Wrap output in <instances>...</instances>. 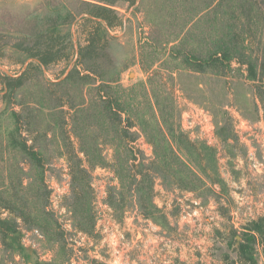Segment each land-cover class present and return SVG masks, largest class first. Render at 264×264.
Here are the masks:
<instances>
[{"label":"rangeland","instance_id":"rangeland-1","mask_svg":"<svg viewBox=\"0 0 264 264\" xmlns=\"http://www.w3.org/2000/svg\"><path fill=\"white\" fill-rule=\"evenodd\" d=\"M83 1L95 2L0 0V47L6 50L0 76L17 78L37 63L17 64L23 56L10 46L45 28L56 13L64 16L61 23L70 14L64 32H70L75 50L83 46ZM220 1L119 3L114 9L123 25L109 30L113 40L107 50L113 64L103 59L95 66L96 75L68 81L77 57L69 65L41 67L7 102L0 85V210L3 218L19 220L25 248L21 255L0 240V264H236L230 228L240 229L264 215V105L245 68L236 63L221 71H191L192 10L208 8L203 20H230L228 1L218 8ZM252 4L258 44L264 39V0H247V7ZM248 10L242 7L236 17L247 20ZM258 47L256 53L263 56ZM114 78L119 91L111 95L127 104L132 120L144 130H131L141 132L136 144L132 137L115 140V124L99 115L97 106L106 107L108 90L98 88ZM14 112L20 118L17 127ZM180 132L197 144L191 165L203 169L205 185L193 187V175L191 192L157 181L159 209L148 219L131 203V191H125V203L109 207L108 189L119 187V180L131 181L136 172L128 162L133 154L141 149L152 156L146 134L160 138ZM24 143L38 154L40 164L22 152ZM121 161L124 169L117 176L114 168ZM172 168L180 169L176 163ZM73 187L80 194L77 204ZM86 213L91 217L84 225L88 233L77 232ZM256 258L261 264V249Z\"/></svg>","mask_w":264,"mask_h":264},{"label":"trees","instance_id":"trees-1","mask_svg":"<svg viewBox=\"0 0 264 264\" xmlns=\"http://www.w3.org/2000/svg\"><path fill=\"white\" fill-rule=\"evenodd\" d=\"M137 1L95 0L94 3L81 2L83 9L80 14V27L81 34L84 37V45L78 46V50L74 49L70 32H64V27L71 24L67 22L70 20L69 13L65 15L66 17L62 23L60 21L64 16L56 13L57 16H54L53 19L48 18L50 20H46L45 28H40L35 34L25 35L17 44L10 46V50L23 56V58L19 57L17 64L22 65L27 60H35L37 63H30L26 70L17 78L0 76V85L2 86V92L5 94L4 101L7 102L10 95L23 87L31 71L41 72V67L47 68L52 64L61 62H66L69 65L77 57L74 67L66 77L68 81L76 75L82 80L96 75L95 66L103 59L105 62L113 64V60H111L107 51L109 43L113 40L109 35V30L122 27L123 25L122 17L114 8L119 3L133 6ZM226 1L229 3L227 14L231 16L230 20H203L204 13H208L210 10L208 11V8L203 10L197 7L193 8L192 13L195 18L191 20V71L195 73H204L207 69L221 71L231 68L236 63L238 66L245 68L248 73V79L258 89L256 96L264 105V55L261 56L256 53V45H261L258 50L263 51L264 54V39H261L256 44V40L253 37L255 26L253 18H251V12L255 10V7L253 4L250 6L251 8L247 7V0H221L217 7L219 8ZM242 7L249 9L245 16L247 20L244 21L236 17L237 11H241ZM238 20L242 21L240 27ZM243 35L246 36L243 37ZM3 49L0 47V59L6 55V50L3 52ZM199 49H203V52H200ZM118 83L119 80L114 78V80L110 81L111 85L98 88L101 91L108 90L106 107L99 104L97 106L99 115H105L104 120L109 125L115 124V129L113 130L115 140L122 142L125 138L132 137V139H128L133 140L132 143L136 144L141 132L131 133V130L135 127L140 129L142 126L138 124V120L137 122L132 120L127 104L120 102V100L111 95L112 92L119 91ZM99 96L100 100L102 98L103 104L102 94ZM152 108L158 113V109L155 106L152 105ZM13 116L15 117L14 124L17 127L20 118L15 112ZM154 116H156L155 113ZM141 131L144 130L141 128ZM146 136L148 144L153 149L152 156L148 157L144 151L138 149L137 154L134 153L132 158L128 160V162H132L130 166H135L136 168V172L131 176V181H128V179L126 182L119 180L120 186L109 188L107 197L109 207H115L125 203V191L126 193L131 191V203L138 207L144 219L150 218L154 214L153 212L159 209L155 204V186L157 181L166 182L168 180L165 184L174 185L175 188L185 189L188 192L194 191L193 187L197 186V183L205 185L203 169L198 170L191 165V149L196 147V143L190 141L181 132L179 134L172 133L171 135L162 133L160 138H154L153 136H148V134ZM128 144L131 145V142ZM22 152L27 154L31 161L40 164L38 154L31 147H28L26 143L22 144ZM84 155L89 164H91L92 160H88L90 159L88 153L84 152ZM101 159L103 160V158ZM123 163L121 161L122 165L117 164L116 168H114V173L117 176L120 175L119 169H124ZM174 163L179 165L180 169L177 172L172 168ZM183 170H185V173H183ZM80 172L82 173V171ZM71 175L73 177L72 185H74L76 181L74 169H72ZM191 175L194 176V181H196L193 187L191 186ZM174 182H177V184ZM118 190L119 193L117 194ZM72 191V197L77 204V201L80 200L78 198L80 194L74 187ZM119 196L122 198L118 199ZM142 212H145V214ZM74 214H76V211ZM89 216V213L81 216V221L83 222L79 223L80 228L78 226L75 227L77 232L88 233L84 225H87L88 221H90L91 217ZM18 221L16 218L13 220L3 218L0 210L1 243L5 248L10 247L15 251L18 250L22 255L25 248L20 241L21 238L19 236L21 235L22 225ZM228 237L236 245L238 255L236 264H258L256 252L259 249H261L264 259V215L257 217V219L249 220L240 229L232 226ZM28 258L30 259V256Z\"/></svg>","mask_w":264,"mask_h":264},{"label":"crops","instance_id":"crops-1","mask_svg":"<svg viewBox=\"0 0 264 264\" xmlns=\"http://www.w3.org/2000/svg\"><path fill=\"white\" fill-rule=\"evenodd\" d=\"M261 264H264V259H262V262H261Z\"/></svg>","mask_w":264,"mask_h":264}]
</instances>
